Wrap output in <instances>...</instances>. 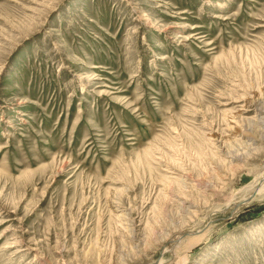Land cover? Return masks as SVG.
Masks as SVG:
<instances>
[{
  "label": "rangeland",
  "instance_id": "rangeland-1",
  "mask_svg": "<svg viewBox=\"0 0 264 264\" xmlns=\"http://www.w3.org/2000/svg\"><path fill=\"white\" fill-rule=\"evenodd\" d=\"M263 123L264 0H0V264H264Z\"/></svg>",
  "mask_w": 264,
  "mask_h": 264
},
{
  "label": "bare ground",
  "instance_id": "bare-ground-1",
  "mask_svg": "<svg viewBox=\"0 0 264 264\" xmlns=\"http://www.w3.org/2000/svg\"><path fill=\"white\" fill-rule=\"evenodd\" d=\"M240 102V101H239ZM246 108V107H245ZM264 124V123H263ZM213 135L215 136V132L211 135L212 137H213ZM264 175V174H263ZM263 180V179H262ZM263 182V181H262ZM261 182V183H262ZM262 185V184H261ZM262 188V189H261ZM259 190L261 191H263L264 192V183H263V187H261ZM259 193V191L257 192V194ZM256 195V194H255ZM161 264V263H160Z\"/></svg>",
  "mask_w": 264,
  "mask_h": 264
}]
</instances>
